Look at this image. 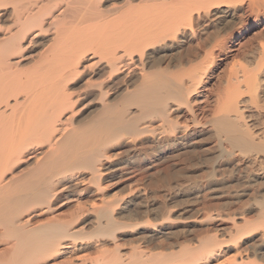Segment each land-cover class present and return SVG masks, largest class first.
Returning a JSON list of instances; mask_svg holds the SVG:
<instances>
[{
	"label": "bare ground",
	"instance_id": "bare-ground-1",
	"mask_svg": "<svg viewBox=\"0 0 264 264\" xmlns=\"http://www.w3.org/2000/svg\"><path fill=\"white\" fill-rule=\"evenodd\" d=\"M0 264H264V0H0Z\"/></svg>",
	"mask_w": 264,
	"mask_h": 264
},
{
	"label": "rangeland",
	"instance_id": "rangeland-1",
	"mask_svg": "<svg viewBox=\"0 0 264 264\" xmlns=\"http://www.w3.org/2000/svg\"><path fill=\"white\" fill-rule=\"evenodd\" d=\"M258 40H255L254 43L256 41H258ZM221 57L222 56H219L218 60H222L224 58V57H222V58ZM233 58H234L233 60H232V58L229 59L228 63H229V61H230V64H233V63L234 64H241V63H243L242 58H240V57L239 58L233 57ZM218 70H220V68H218L215 71H212L213 72V73H211L212 75L210 74L211 81H210V84L208 85V87L212 88L211 91H213V93H215V94H216V90L218 92V90L221 89V85H220V82H219L220 80L218 78L220 76V79H221V73L219 74ZM216 86H219V87L216 88ZM203 153H204L205 156L208 155L206 152L203 151V149H199V150L197 149V151L194 154L193 153H189L187 155L182 154V155H180L179 158H177L175 160L176 162L170 164L169 166L165 165L166 167L161 168V169H167L165 172L163 171L162 173L156 174V175H153L155 173H153V174L151 173V172H154V171L147 172L148 174L145 173L147 182L145 181L146 183L144 182V184L145 185H176V184H179V183L182 184V183H184V181H186V179H185V177L180 176V173H185V172L186 173H190L189 174L190 176L193 175L192 177H194V176H197V177L203 176L204 173L206 174V172H207L206 170L208 169L206 167H209V165L205 164V166H203L204 165L203 163L202 164H197V162H196L197 159H198L197 156L201 155L199 157V159L200 158L202 159V157H204V155H202ZM206 165H208V166H206ZM147 175H149L151 178L149 176H147ZM147 177H149V181H148Z\"/></svg>",
	"mask_w": 264,
	"mask_h": 264
}]
</instances>
